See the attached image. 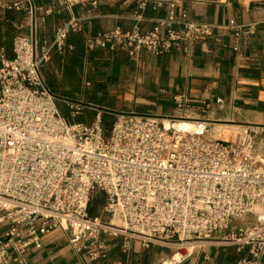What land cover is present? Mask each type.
Segmentation results:
<instances>
[{
    "label": "built area",
    "instance_id": "built-area-1",
    "mask_svg": "<svg viewBox=\"0 0 264 264\" xmlns=\"http://www.w3.org/2000/svg\"><path fill=\"white\" fill-rule=\"evenodd\" d=\"M98 1L55 0L44 7L36 0H0V10L29 19L28 34L13 39L12 56L0 52V264H26L25 255L40 249L42 237L55 229L67 234L74 252L98 263L108 257L105 237L118 238L121 253L129 255L135 241L144 248L186 249L229 230L220 241L243 253L236 264H264V126L239 127L231 141L212 137L192 117V101L184 95L173 98L175 116L121 113L108 130L100 111L90 125L70 124L62 116L42 69L54 53L72 49L68 38L82 32L83 19L71 15L50 41L40 40L39 24ZM136 3L139 10L166 4L167 15L152 30L116 26L88 35L86 51H120L137 62L142 52L189 53L198 38L212 35L208 24L187 19L185 11L176 16L180 0ZM226 28L235 29L238 49L256 24L230 22ZM165 121L201 129L183 132ZM255 137H261L258 146ZM95 194L104 202L92 214ZM248 215L253 222L230 228Z\"/></svg>",
    "mask_w": 264,
    "mask_h": 264
},
{
    "label": "crops",
    "instance_id": "crops-1",
    "mask_svg": "<svg viewBox=\"0 0 264 264\" xmlns=\"http://www.w3.org/2000/svg\"><path fill=\"white\" fill-rule=\"evenodd\" d=\"M48 6L55 0H36ZM187 19L206 23L212 30L209 37H200L189 53L179 48L154 56L142 52L137 62L124 52L96 49L86 51L88 35L113 27L125 30L139 27L152 30L158 20L166 17L167 6L155 8L147 4L139 10L136 0H99L98 4L76 5L71 12L48 16L39 24L40 40L50 41L54 28L71 15L83 19V30L72 34L68 43L72 49L64 54L54 53L42 74L58 101L64 90L74 97L66 102L71 117L90 125L96 112H102L103 127L108 117L121 113L150 117H172L177 114L174 96L184 95L191 102L190 114L209 127V134L228 133L222 126L239 128L246 125L264 126V0H180L176 8ZM256 24L255 32L242 40L238 49L233 46V28ZM29 19L24 13L0 10V52L12 56L13 39L29 32ZM174 27H177L175 25ZM164 32L165 29L161 28ZM82 97V98H81ZM100 97H105L101 101ZM220 99L219 103L216 100ZM57 101V104H58ZM65 102V101H64ZM201 102L208 103L204 107ZM80 108L75 114L70 107ZM106 129V128H105ZM108 130V129H106ZM257 146L261 137H255ZM264 155V152H262ZM241 222L232 223L230 228ZM5 227L0 229V236ZM223 233H216L208 241L191 249H177L160 245L144 248L138 241L132 244L129 255L121 253L118 238L105 237L108 257L101 262L90 261L86 254L76 253L68 243V236L55 229L42 237V247L25 255L26 264H236L243 253L220 241Z\"/></svg>",
    "mask_w": 264,
    "mask_h": 264
},
{
    "label": "rangeland",
    "instance_id": "rangeland-1",
    "mask_svg": "<svg viewBox=\"0 0 264 264\" xmlns=\"http://www.w3.org/2000/svg\"><path fill=\"white\" fill-rule=\"evenodd\" d=\"M62 96L63 97L61 98L60 101H58V104H57L62 116H64L70 122L81 120V118H79V117L78 118H74V119L71 117V113H70L69 107L66 104V102H69L70 104H73L71 100L80 99V97H74L67 90H64ZM100 100L101 101L105 100V97H100ZM74 104L75 105L70 107V109L72 111H76L75 106H76L77 103H74ZM112 123H113V118L108 117L106 119V123H105L106 125L104 126V128L110 129V127L112 126ZM221 128L229 130V132L227 133V137L224 135V134H226V133H224V131H219L216 134H211L210 136L215 137V138H219V139H223V140L224 139L225 140H231V139L233 140L234 135H235V131L237 130V128H230V127H226V126H222ZM95 196L97 197L98 194H95ZM253 220H254L253 216L248 215V216L244 217L243 219H241L239 221H234V223H236V222L251 223V222H253Z\"/></svg>",
    "mask_w": 264,
    "mask_h": 264
},
{
    "label": "bare ground",
    "instance_id": "bare-ground-1",
    "mask_svg": "<svg viewBox=\"0 0 264 264\" xmlns=\"http://www.w3.org/2000/svg\"><path fill=\"white\" fill-rule=\"evenodd\" d=\"M165 125H172L171 123H169L168 121H165ZM198 124H195V123H191V122H189V123H184V122H175L174 124H173V127H178V128H180V129H182L183 131H186V130H189V131H191V130H196V129H198ZM210 135V134H209ZM226 137H227V134H224ZM219 139V138H218ZM221 140H223V139H221ZM225 140V139H224ZM225 141H231V140H225ZM199 243H201V242H192V243H188L186 246H185V248H186V250H189V249H191V247L193 246V245H196V244H199ZM166 264H168V263H166Z\"/></svg>",
    "mask_w": 264,
    "mask_h": 264
},
{
    "label": "trees",
    "instance_id": "trees-1",
    "mask_svg": "<svg viewBox=\"0 0 264 264\" xmlns=\"http://www.w3.org/2000/svg\"><path fill=\"white\" fill-rule=\"evenodd\" d=\"M104 202V198L100 196H92L89 203V212L94 214L98 213Z\"/></svg>",
    "mask_w": 264,
    "mask_h": 264
},
{
    "label": "water",
    "instance_id": "water-1",
    "mask_svg": "<svg viewBox=\"0 0 264 264\" xmlns=\"http://www.w3.org/2000/svg\"><path fill=\"white\" fill-rule=\"evenodd\" d=\"M166 126H168V127H173V125H166ZM173 128H176V129H179V130H181V131H183L182 129H180V128H178V127H173ZM200 129H201V127L200 126H198V129H196V130H191V131H195V132H200ZM189 130H186V131H183V132H188Z\"/></svg>",
    "mask_w": 264,
    "mask_h": 264
}]
</instances>
